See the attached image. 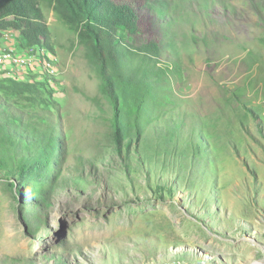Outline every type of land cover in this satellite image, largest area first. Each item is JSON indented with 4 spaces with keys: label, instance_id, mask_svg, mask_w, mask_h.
I'll use <instances>...</instances> for the list:
<instances>
[{
    "label": "rangeland",
    "instance_id": "rangeland-1",
    "mask_svg": "<svg viewBox=\"0 0 264 264\" xmlns=\"http://www.w3.org/2000/svg\"><path fill=\"white\" fill-rule=\"evenodd\" d=\"M252 1L222 0L204 25L197 2L180 13V73L158 115L181 112L196 151L150 160L115 150L89 57L45 5L58 74L29 75L52 101L61 155L0 179V264H264V0Z\"/></svg>",
    "mask_w": 264,
    "mask_h": 264
},
{
    "label": "trees",
    "instance_id": "trees-1",
    "mask_svg": "<svg viewBox=\"0 0 264 264\" xmlns=\"http://www.w3.org/2000/svg\"><path fill=\"white\" fill-rule=\"evenodd\" d=\"M193 1L201 8L196 15L202 18V25L211 21L214 6H223L222 0H0V38L11 32L6 39L10 47L0 48V52L24 55L38 46L56 55L46 5L75 32L89 57L111 113L115 150L128 152L136 147L140 159H153L160 152H169L175 158L177 150L196 151L189 147L194 136L189 130L186 137V119L181 112L173 116L174 107L169 106L167 114L159 117L158 108L166 103L164 95L174 96L169 74L173 73L177 81L180 71L170 58L171 34L185 22L186 16L180 13ZM250 3L257 6L252 0ZM207 11L209 14L203 13ZM146 20L149 26L142 25ZM35 71H39L38 59L22 71L0 65V179L11 180L10 171L19 179L37 173L36 166L46 169L61 153L60 134L49 112L45 113L52 101L43 96L45 84L29 75ZM194 144L199 146L198 142Z\"/></svg>",
    "mask_w": 264,
    "mask_h": 264
},
{
    "label": "clouds",
    "instance_id": "clouds-1",
    "mask_svg": "<svg viewBox=\"0 0 264 264\" xmlns=\"http://www.w3.org/2000/svg\"><path fill=\"white\" fill-rule=\"evenodd\" d=\"M48 26H49V23H48ZM50 30V29H49ZM11 32H7V33H5V35H4V40H6V39H9L10 38V34ZM2 52H6V53H9L10 55H12V57H23V58H31L32 60H33V63H34V61L36 60V59H38V61H39V71L41 72V75H46V77H48V78H50V77H52V76H50V75H48L46 72H44L43 70H42V62H43V60H46V59H54L55 60V68H56V74L54 75V76H56L57 74H58V69H57V62H58V57L56 56V55H54V54H51L48 50H43L42 49V47H38V46H35V47H31V48H29V51H28V53H26V54H24V55H20V54H17V53H15V52H9V51H7V50H4V51H2ZM32 53V54H31ZM56 54V53H55ZM12 61H7V62H5V63H3V64H0V65H2V67L3 68H7V69H13V70H16V71H20V70H18L17 69V67L14 65V64H12L11 63ZM33 63L31 64V65H33ZM31 67V66H30ZM53 76V77H54Z\"/></svg>",
    "mask_w": 264,
    "mask_h": 264
},
{
    "label": "built area",
    "instance_id": "built-area-1",
    "mask_svg": "<svg viewBox=\"0 0 264 264\" xmlns=\"http://www.w3.org/2000/svg\"><path fill=\"white\" fill-rule=\"evenodd\" d=\"M7 61H12L11 63L14 64L20 71L24 70L25 68H29L33 63V60L31 58H23L19 56L12 57V55H10L9 53L0 52V64H3ZM42 64V70L48 75L54 76L56 74L55 60L53 58L43 60Z\"/></svg>",
    "mask_w": 264,
    "mask_h": 264
},
{
    "label": "bare ground",
    "instance_id": "bare-ground-1",
    "mask_svg": "<svg viewBox=\"0 0 264 264\" xmlns=\"http://www.w3.org/2000/svg\"><path fill=\"white\" fill-rule=\"evenodd\" d=\"M257 264V263H256Z\"/></svg>",
    "mask_w": 264,
    "mask_h": 264
}]
</instances>
